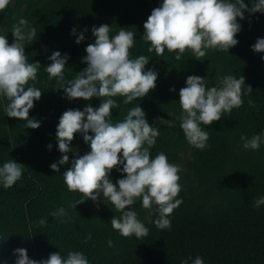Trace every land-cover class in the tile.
Masks as SVG:
<instances>
[{"label": "trees", "instance_id": "obj_1", "mask_svg": "<svg viewBox=\"0 0 264 264\" xmlns=\"http://www.w3.org/2000/svg\"><path fill=\"white\" fill-rule=\"evenodd\" d=\"M162 2L10 0L6 9L0 11V35L7 36L9 44L13 42L12 25L19 19H26L36 28L37 37L26 44L25 54L29 62L38 61L41 65L37 80L30 81L29 86L42 91L29 113L30 118L41 122L38 129L26 128L25 122L8 117L7 100L0 98V167L9 160L24 165L22 177L15 185L8 189L0 185V264H15L13 252L17 248H25L29 258L37 261L55 252L66 257L69 251H79L89 264H182L189 257L188 264H193L197 256L204 264H264V205L254 207L255 199L264 196V144L258 150L245 149L240 139L242 135L250 139L264 133V53L252 50L256 40L264 38V13L245 12V19L237 18L241 24L236 36L239 43L229 52L210 49L200 61L186 51L178 61L176 54L167 49L161 57H156L154 51L149 53L150 44L142 39L143 24ZM245 3L252 7V0ZM102 24L111 27L110 36L118 34L120 27L134 32L131 57L147 56L145 70L158 73L156 88L146 97L130 104H124L123 97L113 98L119 108L111 110L112 120H123L130 108L139 105L148 122L160 128L151 148L152 157L163 152L169 163L181 168L182 190L177 199L183 203L169 217L170 229L156 228L155 205L144 209L137 199L131 206L149 229L148 235L139 239L134 235L124 238L113 230L110 220L120 213L102 194L97 202L87 200L76 204L75 209L69 208V202L75 203L82 196L67 190L62 174L71 167L76 153L90 151L82 134H75L71 142L74 151L68 153V164L58 165L57 173L50 168L61 158L55 135L59 117L69 109L99 107L101 100L67 99L44 68L51 63L48 57L59 51L69 57L66 79L75 78L87 67L82 59L87 55V45L95 41L91 29ZM74 27L76 33L72 34ZM81 32L85 39L77 44ZM190 75L205 77L208 87L215 86L223 76L243 75L244 91L248 86L253 89L250 95L242 96L243 105L233 109L230 116L207 127L201 125L210 133L209 147L204 150L187 143L176 119L181 113L179 90L186 86ZM173 88L175 91H170ZM158 118L173 120L174 126L158 124ZM121 178L120 170L111 171L113 183ZM60 207L67 210V216L54 218L51 213ZM41 219L46 220V226H39ZM89 234L92 239L85 243Z\"/></svg>", "mask_w": 264, "mask_h": 264}, {"label": "clouds", "instance_id": "obj_2", "mask_svg": "<svg viewBox=\"0 0 264 264\" xmlns=\"http://www.w3.org/2000/svg\"><path fill=\"white\" fill-rule=\"evenodd\" d=\"M10 0H0V11L6 9ZM245 12L264 13V0H252L249 8L245 0H163L154 8L143 24L142 39L150 44L148 52L154 51L161 57L165 49L175 53L180 60L186 51H191L196 60L203 61L208 50L229 52L239 42L236 39L241 30L240 20L245 19ZM111 27L102 24L93 26L91 31L94 43L87 45V55L82 62L87 67L77 72L75 78L66 79L65 68L67 54L59 51L52 53L51 61L44 70L49 79L55 78L58 90H63L69 100H91L99 98V107L88 105L83 110L69 109L59 117L56 128V141L61 158L50 165L53 172H60L58 165L69 162L70 147L75 134L80 133L83 141L90 146L86 154H75L71 167L63 172V180L69 192H78L82 198L69 202V208L83 204L87 200L97 202L107 199L120 215L110 220L111 227L122 237H146L149 229L138 219L136 211L131 210L137 199L142 201L144 209H152L158 218L154 221L158 229H170L169 217L182 203L177 199L182 187L179 183L181 168L169 163L163 152L154 158L151 148L160 135V128L150 124L145 111L139 106L129 109L121 121L112 120L111 110L119 108L115 97H123L124 104L146 97L156 88L158 73L153 69L145 70L149 58L139 55L131 57L130 49L135 43V34L120 27L118 34L110 36ZM88 29L85 28L84 32ZM13 42L9 44L7 36L0 35V98L7 100L5 113L10 118L25 122L24 127L38 129L41 122L29 117L34 102L40 100L42 91L29 82L37 80L41 65L38 61L29 62L25 46L33 43L37 37L35 27L21 18L12 25ZM76 28L72 29V34ZM83 32L76 39L84 41ZM252 50L264 53V38H258ZM186 86L179 90L181 113L176 117L180 121L187 143L196 149L209 147V131L201 125L210 126L220 121L223 116H230L233 109L243 105V95H250L251 86L244 91L245 77L233 75L221 77L215 86L208 87L206 78L190 75ZM175 91V89H170ZM252 105V101H248ZM170 115V114H169ZM158 124L174 126L173 120L158 118ZM91 133V135L89 134ZM245 149L258 150L264 144V133L253 135L250 139L241 136ZM52 145H48L51 150ZM122 154V155H121ZM122 166V168H121ZM113 169L120 170L123 178L113 183L110 174ZM24 165L9 160L0 167V185L11 188L21 179ZM264 205V196L255 199L254 207ZM130 209V210H129ZM54 218L67 216L64 207L52 212ZM47 225L46 220H39V226ZM91 234L85 243L91 240ZM109 246L113 242L109 240ZM15 264H89L86 256L79 251H69L66 257L60 252L51 253L47 259L29 258L25 248H17ZM188 259L182 264H188ZM193 264H204L197 256Z\"/></svg>", "mask_w": 264, "mask_h": 264}]
</instances>
